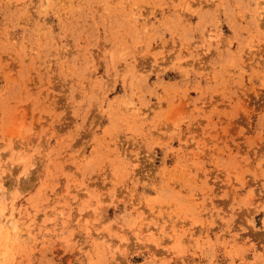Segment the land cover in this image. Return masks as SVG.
<instances>
[{"label":"rangeland","instance_id":"obj_1","mask_svg":"<svg viewBox=\"0 0 264 264\" xmlns=\"http://www.w3.org/2000/svg\"><path fill=\"white\" fill-rule=\"evenodd\" d=\"M0 264H264V0H0Z\"/></svg>","mask_w":264,"mask_h":264}]
</instances>
